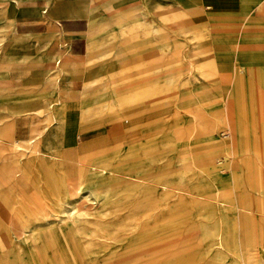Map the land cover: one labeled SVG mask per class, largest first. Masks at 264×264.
<instances>
[{
  "label": "rangeland",
  "instance_id": "obj_1",
  "mask_svg": "<svg viewBox=\"0 0 264 264\" xmlns=\"http://www.w3.org/2000/svg\"><path fill=\"white\" fill-rule=\"evenodd\" d=\"M245 1L240 13L260 17V1ZM103 2L112 25L89 30L113 35L115 24L121 42L106 44L108 57L88 47L80 64L60 61L57 47L39 42L46 54L39 89L10 74L35 63L12 48L2 52L0 26V114L17 99L51 104L30 124L42 131L30 143L40 153L21 157L25 169L0 163V264H264V26L249 28L240 43L237 11L208 15L198 27L160 6L155 14L141 9L136 28L131 0ZM93 58L101 79L73 82ZM114 62L130 71L117 73ZM65 70L71 76L61 78ZM228 120L240 147L234 160L219 149ZM77 156L103 160L108 170L59 210L46 205L45 216L37 213V166L62 157L50 176L59 180ZM233 196L249 208L240 227ZM30 215L40 218L22 232Z\"/></svg>",
  "mask_w": 264,
  "mask_h": 264
},
{
  "label": "crops",
  "instance_id": "obj_2",
  "mask_svg": "<svg viewBox=\"0 0 264 264\" xmlns=\"http://www.w3.org/2000/svg\"><path fill=\"white\" fill-rule=\"evenodd\" d=\"M103 1L104 0H0V26L6 27V42L10 43L9 46L13 49L11 54H28L30 56L29 59L35 63L26 72L22 69L11 68L10 74H21L20 81L24 87L30 86L32 88L35 87L36 89H39L40 80L43 78L45 73V66L43 63L46 60V54L38 48L39 42L42 41H47L49 47H58L59 59L65 63H83L86 60L88 47H93L92 51L94 52H98L101 49L102 54L108 57V55H110L113 51V46L106 47V44L120 43V38L123 34H117L119 27L115 24L113 25L115 30V34L113 35H109L105 30L93 32L89 30L90 26L98 27L103 24L105 26L112 25V20L108 16ZM131 1L136 7L133 9V14L136 19L132 23H129V26L136 28L141 25V9L155 14L158 12V8L160 6L164 7L163 11L165 12L169 11L179 13L182 15V18H192L191 22L186 23L185 26L196 24L198 27H203L205 24L204 22L208 20V15L221 13L222 15L229 14L231 16L237 11L240 24L235 34H238L240 43L244 39L249 28L251 31L256 32L258 30L257 23H259L260 26H264V16L256 17L250 15L246 18L240 13L239 7L242 3H247L245 0ZM258 1L260 0H251L250 4ZM115 7L116 6L112 9H117ZM10 37L13 38L11 39ZM127 38L130 39V42L134 43L138 41L139 36L138 34H132L127 35ZM172 41L173 40H170L169 44ZM238 51L239 45L235 52ZM131 58L132 60H138V57L135 56H132ZM114 65L117 68V73L119 71L120 73H123L124 71L128 73L130 71L129 68H131V65H127L126 68L122 69L119 62H114ZM41 69L43 70L41 76L34 75L30 77L28 75V71H37ZM95 75H97L98 80L101 79V73L98 72L97 59L93 58L84 65L81 72L73 73L74 77L72 79L73 82L79 81V83H82ZM60 76L61 78H68L71 76V73L65 70L60 74ZM90 90L84 91L86 95L91 94ZM5 118L6 117H0V163L6 170H10L13 164L14 166H20L22 169H25V166H28L29 164H25V162L21 160V157L25 156L28 151H31V153L33 152L34 154L40 153L37 147H31L30 143L34 142L35 138L38 140L42 131L39 134L27 131L25 133V137L24 132H21L22 140L25 139L28 141L27 146L17 147L15 146V140L19 137L14 135L13 126L20 123L24 124L25 119L22 117L12 116L13 120L11 122H6L4 121ZM4 124H6V126H4ZM4 128H6V131H3ZM237 142L238 141L236 139L234 143L236 153H238L240 148L238 147V144L236 145ZM55 157L57 158L58 156L55 155ZM86 159L87 158L81 157L80 164L76 162L69 163L68 177L63 178L61 176L59 180L51 179L50 176L53 174L52 170L54 168H60L62 165V157L59 158L60 164L58 165V160H56V162L52 165L45 162L37 166V169L40 170V173L43 176V181L38 185L40 193L33 196V202L35 203L34 208L37 209V213L42 212L45 216L46 205H49L53 210H59L58 208L60 207L63 199L68 196H74V193L77 194L82 188L89 186L88 184L91 182L90 179H93L95 172L103 173L108 170V165L104 170L94 169L92 165L84 162ZM30 167L34 170L33 167L35 166L32 164ZM73 178L77 180V186L74 183L75 179L73 180ZM162 186L164 189L168 188L167 184H162ZM71 189L74 193L71 192ZM88 194L89 196L92 194L97 196V193L92 190H88ZM240 203L241 200L238 197L233 196V204L235 205L234 212L236 219L238 220L237 224L239 227L241 223V216L249 210L244 203ZM39 218L40 217L38 215H30L29 220L22 224V232L26 231L25 229H28L29 225Z\"/></svg>",
  "mask_w": 264,
  "mask_h": 264
},
{
  "label": "bare ground",
  "instance_id": "obj_3",
  "mask_svg": "<svg viewBox=\"0 0 264 264\" xmlns=\"http://www.w3.org/2000/svg\"><path fill=\"white\" fill-rule=\"evenodd\" d=\"M242 4H244V3H242ZM259 6H260V10H261V16H264V0H260ZM10 38L12 39L13 37H10ZM9 45H10V43L6 42V40H5L3 46L1 47V50H2L3 53H6V49L9 50L10 48H12ZM55 51L59 53V48L58 47L55 48ZM3 59L1 61H3ZM57 63H58V61L55 63V66H56ZM46 68L48 70H51L52 69V66L49 65V66H46ZM5 72H6L5 70H1V68H0V74H4ZM33 88H35V87H33ZM33 88L30 87V89H33ZM23 92H25V91H23ZM60 103H61L60 110L61 109H64L65 108V105H66L65 102L64 101H60ZM50 107H51V104H49L48 102L43 101L41 103V101H38V99L26 98V99H17L15 103H13L11 106H8V108H5L7 111L1 113L0 114V117L17 116V117H22V118L25 119V123L24 124L20 123V124H15L13 126L14 135L19 137L17 140H15V146H17V147H26L27 146V142L28 141H26L25 139L22 140V138H21L22 137V135H21L22 133L21 132H24V137H25V133L27 131L30 132V133L35 132L36 134H39L41 132L40 127H38V126L37 127H35V126L32 127L30 125L31 123H33V122H31V119H33V117L35 115L36 116H38L40 114L43 115L44 114V110H49ZM35 119L37 120V118H35ZM230 124H231V122H230V120H228V122L225 124L226 128H224V131H223V134L226 135V136H228L229 139L225 142V144H219V149L227 150L228 159L229 160H234V159L237 158V153H236V150L234 149V147H235V144L234 143L236 141V136L233 135V132H232L231 128L228 127ZM4 126H6V124H4ZM212 130L213 129L210 128L209 131H208V133L209 134H212ZM3 131H6V128H4ZM67 160H69L70 163H74V162H76L78 164L81 163V157H78V156L75 157V158L72 157V159L69 158ZM218 161L219 160H216L215 163H217ZM84 162L87 163V164L92 165L94 167V169L104 170L105 167L107 166V164L103 160H98V159H91L90 160V159L87 158L86 161H84ZM74 179L75 178H73V180ZM68 180H67V182H68ZM74 181H72V182H74L76 184V186H77V183H76L77 180L75 179ZM68 184H69V182H68ZM73 190L71 192L74 193ZM68 191H70V190H68ZM74 194H76V193H74Z\"/></svg>",
  "mask_w": 264,
  "mask_h": 264
}]
</instances>
